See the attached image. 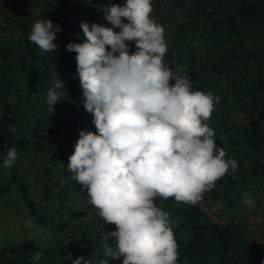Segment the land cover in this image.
I'll list each match as a JSON object with an SVG mask.
<instances>
[{
	"label": "trees",
	"instance_id": "1",
	"mask_svg": "<svg viewBox=\"0 0 264 264\" xmlns=\"http://www.w3.org/2000/svg\"><path fill=\"white\" fill-rule=\"evenodd\" d=\"M151 2L152 18L165 29V62L189 73L194 90L220 98L205 123L214 129L226 159L238 163L235 171L230 169L218 179L195 205L176 202L174 198H155L156 205L169 213L178 264H264V234L257 236L254 224L247 220L252 214L264 213V0ZM125 3L126 0H0V34L12 24L20 35L13 41L0 38L1 174L6 169L3 161L8 150L15 148L18 157L9 173H3L7 181L0 183V197L10 195L15 185L37 224L43 223L42 208L37 206L39 197L25 188V183L33 188L27 180L30 169L26 160L32 155L40 156L39 161L48 160L44 192L51 197L54 171L60 168L58 175L68 176L64 151L71 150L81 129L97 131L92 114L83 104L77 53L66 46L86 39L82 21L112 27L104 10L110 4ZM45 18L61 26L54 41L57 48L49 52H42L28 39L34 23ZM126 43L132 52L136 51L135 41ZM60 79L65 88L57 89L61 99L51 113L47 94ZM35 178L39 179L38 175ZM245 194L247 198L254 197L256 208L250 209L244 203ZM72 215L80 221L88 212ZM111 225L109 230H116L117 226ZM112 240L110 244L116 242ZM73 248L77 246H70V250ZM37 252L40 253L33 241L3 246L0 264H33ZM47 257L46 261L41 255L37 264L69 261L65 257L62 261Z\"/></svg>",
	"mask_w": 264,
	"mask_h": 264
},
{
	"label": "clouds",
	"instance_id": "2",
	"mask_svg": "<svg viewBox=\"0 0 264 264\" xmlns=\"http://www.w3.org/2000/svg\"><path fill=\"white\" fill-rule=\"evenodd\" d=\"M152 11L151 0L110 4L104 14L112 27L82 21L86 39L66 46L77 53L83 104L97 129L80 130L67 168L87 189L99 217L117 226L102 236L100 264L122 256V264H178L169 213L155 198L195 205L218 179L238 168L205 123L220 98L194 90L189 73L165 62V29ZM60 30L59 23L45 18L34 23L28 39L42 52L54 51ZM127 41H135V52ZM62 87L60 79L48 91L51 113ZM17 158L16 149H9L3 167H12ZM244 203H253L246 194ZM41 255L36 253L33 264ZM82 261L91 264L84 256L72 264Z\"/></svg>",
	"mask_w": 264,
	"mask_h": 264
},
{
	"label": "rangeland",
	"instance_id": "3",
	"mask_svg": "<svg viewBox=\"0 0 264 264\" xmlns=\"http://www.w3.org/2000/svg\"><path fill=\"white\" fill-rule=\"evenodd\" d=\"M11 26L12 24L8 26L7 30L1 32L0 38L7 37V41L19 38L20 35L15 31V27ZM77 141L78 139L73 142L71 150L64 151V159L67 160L65 166L68 174L67 178H61L58 175L60 168L54 171L55 185L51 197H48L44 192L46 183L44 168L45 165L49 164L48 160L39 161L40 156L34 155L26 160V165L30 169L28 170L27 176L29 179L27 180L32 183L33 188L29 189L27 183H25V188L29 194L33 193L35 198H37L36 195L39 197L37 200L40 203L37 206L42 208L40 214L43 223H36L29 206L21 198V194L15 191L16 186L13 185V191L10 195L4 197V194L0 197V247L7 245L20 246L33 241L46 261L47 256H51L52 260L59 258L61 261L65 257V260H69L67 264H72V261L80 256L91 260V264H100V261L105 259L101 239L105 232L111 231L109 230V223L99 217L98 210L89 202L87 189L72 179V173L67 168L70 153L75 150ZM9 171L10 168H6L3 173H9ZM3 173L0 172V183L7 181V175ZM36 175L39 179L35 178ZM41 196L43 197L40 199ZM250 199L253 203L248 204L249 208H256V200L254 197ZM258 208L261 211L263 206L260 205ZM83 211L88 212V215L80 221H77L72 215L73 212ZM90 211L91 213H89ZM258 214L264 217L262 212L252 214L247 220L251 223L257 220L261 222L259 227L261 232L258 235H263L264 218ZM67 224H69L68 227ZM111 242L113 240L109 243ZM72 245H76L77 249L70 250ZM110 246L115 249L116 242L110 244ZM81 248L83 249L81 250ZM123 259V256L119 259L108 257L109 264H122ZM56 264L60 263L57 262ZM81 264H84V262L82 261Z\"/></svg>",
	"mask_w": 264,
	"mask_h": 264
},
{
	"label": "built area",
	"instance_id": "4",
	"mask_svg": "<svg viewBox=\"0 0 264 264\" xmlns=\"http://www.w3.org/2000/svg\"><path fill=\"white\" fill-rule=\"evenodd\" d=\"M260 223L261 222H259L258 220L257 221H255V222H253V228H254V230H255V233L257 234V236H259L258 235V233H260L261 231H260ZM263 233V232H262ZM264 234V233H263Z\"/></svg>",
	"mask_w": 264,
	"mask_h": 264
}]
</instances>
